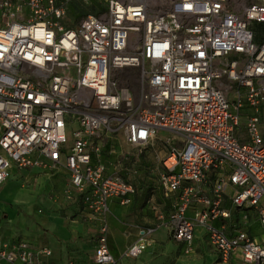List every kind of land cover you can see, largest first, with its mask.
Segmentation results:
<instances>
[{
  "label": "built area",
  "instance_id": "obj_1",
  "mask_svg": "<svg viewBox=\"0 0 264 264\" xmlns=\"http://www.w3.org/2000/svg\"><path fill=\"white\" fill-rule=\"evenodd\" d=\"M72 1L99 11L74 24ZM149 14L148 0H0V185L15 171L64 168L68 191L103 218L111 199L129 205L135 195L103 151L120 140L141 151L169 132L178 142L159 183L177 202L123 257L141 256L161 227L188 254L202 228L220 262L264 264V239L243 229L251 217L264 235V40L252 31L264 24V0L241 10L229 0H173ZM49 254L27 241L0 244L9 264H45ZM93 264H117L104 221Z\"/></svg>",
  "mask_w": 264,
  "mask_h": 264
},
{
  "label": "crops",
  "instance_id": "obj_2",
  "mask_svg": "<svg viewBox=\"0 0 264 264\" xmlns=\"http://www.w3.org/2000/svg\"><path fill=\"white\" fill-rule=\"evenodd\" d=\"M263 119L264 112L261 123ZM53 169L26 170L37 176L35 190L21 188L15 180L17 171L7 183L0 185V244L27 241L35 249L47 248L50 254L42 257L45 264H93L98 227L104 221L108 227L109 250L117 264H203L198 257H189L198 243L205 240L202 228L195 230L193 250L188 254L184 252L185 246L171 239L167 229L161 227L153 234L152 245L141 256L123 257L141 228L155 226L157 214L166 215L171 211L177 195L165 197L153 184L135 186L129 205H121L119 199L113 198L108 202L107 214L99 218L88 209L80 194L68 191V171L59 168L58 173L52 174ZM210 185L209 181L203 186L205 194L210 195ZM223 207L234 213L228 198ZM213 224L219 226L220 222ZM243 229L259 240V235L263 237L258 222L251 217ZM209 258L220 264H244L238 257L227 263L217 260L214 253ZM0 264L9 263L1 261Z\"/></svg>",
  "mask_w": 264,
  "mask_h": 264
},
{
  "label": "rangeland",
  "instance_id": "obj_3",
  "mask_svg": "<svg viewBox=\"0 0 264 264\" xmlns=\"http://www.w3.org/2000/svg\"><path fill=\"white\" fill-rule=\"evenodd\" d=\"M172 1L173 0H148L150 9L149 15L153 16L166 13L170 9V3ZM254 1L255 0H229V4L234 9L241 10L243 6L249 5ZM80 8H93V10H96L97 12L99 11V9L95 8V5L86 6L84 4H80ZM67 12L69 21H72L74 24L80 17L83 16V13L78 12L71 5L68 6ZM255 26L259 27L258 23H255L253 27ZM263 40L264 36L260 41ZM242 122H244V120H242ZM262 127L264 129V119L262 121ZM177 142L178 139L174 134L164 131L159 132L151 143L141 151L132 149L124 141L120 140V142L116 145L117 147L112 149L113 153H109V148H106L103 151L102 159L113 174H117L124 179L131 181L135 184V186L153 184L157 189H159V191H161V194H164L163 187L159 183V177L163 171V161L168 156L170 146ZM125 151L129 152L128 157H123L121 155ZM131 168L136 170L134 174H130L126 171V169ZM51 173H58V170L53 169ZM36 177L37 176L33 173L18 171L15 180L20 184L22 189L35 190L38 187ZM45 195L48 194L45 193ZM259 238H264V235L263 237L259 235ZM211 255H213V252L206 245L204 240L198 243L194 253L189 257H198L202 260L203 264H220L215 262L214 259H210L209 257H211Z\"/></svg>",
  "mask_w": 264,
  "mask_h": 264
},
{
  "label": "trees",
  "instance_id": "obj_4",
  "mask_svg": "<svg viewBox=\"0 0 264 264\" xmlns=\"http://www.w3.org/2000/svg\"><path fill=\"white\" fill-rule=\"evenodd\" d=\"M69 5H71L75 10H78V12L83 13V16H85L87 14H94V15L97 14V11L93 10V8H91V9L90 8H85V9L80 8V4L77 1H72V2L69 3ZM254 24L252 25V31H253V34H254V41L256 43H260L261 42L260 40H262V38L264 36V24L263 23H258L259 27H256V26L253 27ZM134 187H135V185H134Z\"/></svg>",
  "mask_w": 264,
  "mask_h": 264
}]
</instances>
